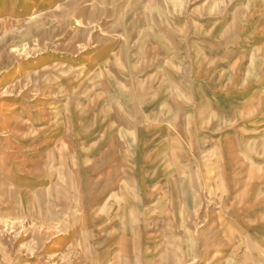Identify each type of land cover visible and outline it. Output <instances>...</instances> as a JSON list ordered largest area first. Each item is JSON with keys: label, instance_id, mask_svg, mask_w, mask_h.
<instances>
[{"label": "rangeland", "instance_id": "obj_1", "mask_svg": "<svg viewBox=\"0 0 264 264\" xmlns=\"http://www.w3.org/2000/svg\"><path fill=\"white\" fill-rule=\"evenodd\" d=\"M228 41L260 86L264 0H0V264H264V140L176 153L151 206L102 138L151 59Z\"/></svg>", "mask_w": 264, "mask_h": 264}, {"label": "crops", "instance_id": "obj_2", "mask_svg": "<svg viewBox=\"0 0 264 264\" xmlns=\"http://www.w3.org/2000/svg\"><path fill=\"white\" fill-rule=\"evenodd\" d=\"M207 47H200L201 57L172 61L179 68L178 74L169 73L167 63L154 67L156 60L151 59L145 86L131 91L127 101L108 107L103 113L110 119L102 132L108 160L112 155L111 161L119 162L120 176L132 179L136 198L143 193L144 202L151 206L158 200L164 202L163 194L170 192L166 163L174 161L176 153L185 152L191 159L198 155L200 145H219L226 163L235 153L242 161H248L250 142L256 140L261 146V139L264 140V136L260 137L264 132V73L260 74V86L254 81L248 84L247 80H240L243 72L234 68L230 41L209 42ZM261 62L264 66V60ZM234 129H254L256 137L245 139L241 133L238 145ZM237 145L241 147L239 153ZM244 146L247 147L243 150ZM114 168L112 177L118 172ZM155 178L160 179V185L152 186ZM260 239L264 242V224Z\"/></svg>", "mask_w": 264, "mask_h": 264}]
</instances>
